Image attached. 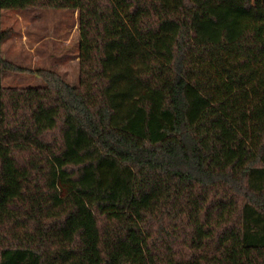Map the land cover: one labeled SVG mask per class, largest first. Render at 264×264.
Wrapping results in <instances>:
<instances>
[{
  "label": "trees",
  "instance_id": "obj_1",
  "mask_svg": "<svg viewBox=\"0 0 264 264\" xmlns=\"http://www.w3.org/2000/svg\"><path fill=\"white\" fill-rule=\"evenodd\" d=\"M27 8L77 12V85L2 56ZM0 264H264V5L0 0Z\"/></svg>",
  "mask_w": 264,
  "mask_h": 264
},
{
  "label": "rangeland",
  "instance_id": "obj_2",
  "mask_svg": "<svg viewBox=\"0 0 264 264\" xmlns=\"http://www.w3.org/2000/svg\"><path fill=\"white\" fill-rule=\"evenodd\" d=\"M209 4L241 3L243 0H206ZM264 5V0H248ZM77 12L72 9L27 8L2 10L1 25L9 38L1 45L2 56L16 65L56 71L71 85L79 82ZM4 87H40L35 72H5Z\"/></svg>",
  "mask_w": 264,
  "mask_h": 264
}]
</instances>
